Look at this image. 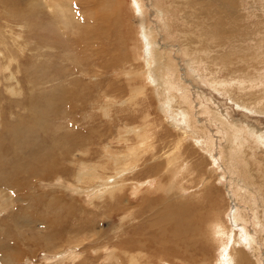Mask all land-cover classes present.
I'll use <instances>...</instances> for the list:
<instances>
[{"label": "rangeland", "instance_id": "1", "mask_svg": "<svg viewBox=\"0 0 264 264\" xmlns=\"http://www.w3.org/2000/svg\"><path fill=\"white\" fill-rule=\"evenodd\" d=\"M172 2L108 0L116 14L105 16L103 0H76L91 22L66 30L54 51L43 40L52 17L39 0H0V31L10 29L0 44L19 45L15 56L0 46V116L8 124L0 126V264H129L126 250L136 264H228L235 233V250L253 259L255 247L264 264V77L244 81L264 73V64L256 67L264 59L246 61L263 55L264 0ZM232 83L261 87L260 99L242 105L240 92L228 94ZM186 89L185 119V104V116L169 108L171 95ZM186 147L200 176L171 187Z\"/></svg>", "mask_w": 264, "mask_h": 264}, {"label": "bare ground", "instance_id": "2", "mask_svg": "<svg viewBox=\"0 0 264 264\" xmlns=\"http://www.w3.org/2000/svg\"><path fill=\"white\" fill-rule=\"evenodd\" d=\"M14 1H16V0H5V4H7V5H10V4H12ZM76 0H64V1H60V0H39V2L41 3V5L43 6V8L44 9H46V10H48L49 11V13L51 14V17H52V21H51V30H48L47 29V32H51L50 34V36L49 37H47V34H46V30L45 29H43V28H45V27H43L42 29H41V31L43 32V30H44V32H45V36L44 37H46V38H43V40L45 39L46 40V42H44V44L46 43V45L47 46H49L48 48H53V50L55 51L56 50V46H55V43L57 42V39H58V37H60V36H66V30H68V31H72V32H74V33H72V34H75L76 32H77V27H79V28H81L82 27V23L83 22H85V23H90L91 22V18H89V17H87V16H85L84 14H78L76 11H75V9H74V2H75ZM107 1L108 0H103V6H102V9L105 11L104 12V15L105 16H108V15H111V13L113 12H111L110 14L107 12V9H111L109 6H108V4H107ZM167 1V0H166ZM168 1H170V0H168ZM172 1V0H171ZM21 2V1H20ZM23 2V1H22ZM173 2H174V0H173ZM173 2H172V4H173ZM159 4V3H158ZM16 5V4H15ZM169 5V4H168ZM132 6V5H131ZM139 6H140V4H139ZM163 6V5H162ZM167 6V5H166ZM174 6V5H173ZM22 7V6H21ZM177 7H179V6H177ZM9 8V7H8ZM15 8H17V7H15ZM173 9H175V8H173ZM177 9V8H176ZM11 10V9H10ZM16 10V9H15ZM130 11H132L133 12V10L132 9H129ZM179 10V9H178ZM177 10V11H178ZM19 11V10H18ZM110 11V10H109ZM126 11H127V6H126ZM169 11V10H168ZM25 12V11H24ZM48 13V14H49ZM131 13V12H130ZM187 13V12H186ZM185 13V14H186ZM19 14H21V13H18V15ZM113 15H115L114 14V12L112 13ZM129 14V13H128ZM176 14V13H175ZM179 14H180V11H179ZM3 15V14H2ZM13 15V14H12ZM18 15L16 16V17H18ZM131 15V14H130ZM129 15V16H130ZM134 15V14H133ZM10 17H12V16H10L9 15V18ZM15 17V18H16ZM22 17H23V15H22ZM50 17V18H51ZM113 17V16H112ZM131 17V16H130ZM25 18H27V16L25 17ZM25 18L23 17V19L25 20ZM10 19H13V17L12 18H10ZM170 19H171V17H168V19H167V23L166 24H164V26H167V24L169 23V21H170ZM180 19H183V18H180ZM21 21V20H20ZM23 21V20H22ZM21 21V22H22ZM108 21H112V20H110V18L109 19H107L106 20V23H108ZM16 22H18V20L16 21ZM28 22V21H27ZM175 22V21H174ZM22 23H24V22H22ZM84 23V25H83V27H87V25ZM129 23H131V22H129ZM177 23V22H176ZM28 24V23H27ZM82 24V25H81ZM109 24V23H108ZM132 24V23H131ZM81 25V26H80ZM110 25V24H109ZM108 25V26H109ZM175 25H177V24H175ZM145 26V25H144ZM258 26V25H257ZM8 26H6L5 28H2L1 29V34H6V35H8V32H9V30L10 29H8L7 28ZM26 27V26H25ZM89 27V26H88ZM132 27H133V25H132ZM28 28V27H27ZM131 28V27H130ZM129 28V29H130ZM85 29V28H84ZM147 29V28H146ZM64 30V31H63ZM130 30H132V29H130ZM76 31V32H75ZM126 31V30H125ZM184 31V30H183ZM181 32H182V30H181ZM184 32H186V31H184ZM138 34V33H137ZM179 34H180V32H179ZM6 35H4V36H6ZM11 35V34H10ZM182 35H183V32H182ZM1 36V35H0ZM43 36V35H42ZM184 36V35H183ZM186 36V35H185ZM10 37V36H9ZM29 37V36H28ZM153 37V36H152ZM152 39V38H151ZM185 39H186V37H185ZM6 40V39H5ZM193 41H194V39H192ZM192 40H191V42H192ZM259 40H261V39H259ZM49 41L51 42V44L49 45ZM180 41V40H179ZM184 41V40H183ZM187 41V40H186ZM189 41V40H188ZM225 41V40H224ZM28 42V44H29V41H27ZM42 42V41H41ZM182 42V41H181ZM261 42H263V41H261ZM5 43V42H4ZM183 43V42H182ZM188 43V42H187ZM42 44H43V42H42ZM2 45V43L0 44V46ZM45 45V46H46ZM261 45V44H260ZM12 47V48H14L13 50H10L11 48L10 47ZM189 46V45H188ZM258 46H259V44H258ZM18 47H19V45H16V41L15 42H12V45H7V44H5V45H3V46H1V50H3L4 51V53H6L5 55L6 56H15V53H19V50H18ZM131 47V46H130ZM35 48V47H34ZM137 48V47H136ZM192 48V47H191ZM195 48V47H194ZM198 48V47H197ZM259 48V47H258ZM260 50L263 52V55H260V54H258V53H256V52H254V56L253 55H251V57H249L251 60H249V59H246V61H247V63H250V62H252V61H261V60H263L264 59V44L263 45H261L260 46ZM67 51L70 53L71 52V47L70 48H67ZM181 51V50H180ZM189 51L190 50H188V53H189ZM200 51V50H199ZM128 52H129V50H128ZM184 52V51H183ZM39 53V52H38ZM194 53V52H193ZM197 53V52H196ZM117 54V53H116ZM195 54V53H194ZM192 55V54H191ZM185 56V55H184ZM199 56V55H198ZM233 56V55H232ZM250 56V55H249ZM170 57V56H169ZM190 57V56H189ZM162 58H163V56H159V55H155V57L154 58H152L156 63H158L159 61H161V63L162 64H165V65H168V66H173V68H174V65L172 64V63H170V61H169V59H168V61H167V59H164L163 58V60H162ZM189 59V58H188ZM194 59V58H193ZM152 60V61H153ZM72 61V60H71ZM191 61V60H190ZM4 62H5V60H4ZM151 62V61H150ZM75 63H77L78 65H80V66H82L81 64H79L78 63V61H77V59H75ZM139 63V62H138ZM140 64H142V63H140ZM192 64V63H191ZM262 64H264V61H261V62H258L257 64H256V67H257V69L258 68H260V67H262V66H260V65H262ZM34 65V64H33ZM37 65V64H36ZM138 65V64H137ZM164 66V65H163ZM7 67V66H6ZM164 67H166V66H164ZM162 68V67H161ZM160 68V69H161ZM143 69V68H142ZM146 69V68H145ZM148 69H150V68H148ZM176 69H177V67H176ZM176 69H175V74H176ZM147 70V69H146ZM162 70V69H161ZM154 71V70H153ZM156 71V70H155ZM148 73V72H147ZM162 73H163V71H162ZM35 74H39V72L37 73V71H36V73ZM148 75H149V73H148ZM165 75H167L168 76V74H165ZM237 75V74H236ZM240 76V75H239ZM246 77H245V79H244V81H249V82H253V83H255V85H256V83H259L260 81H262L263 79L261 78V76H263L264 77V73H257V71H254V72H252L251 74H247V75H245ZM254 76H256L257 77V79H255V78H253ZM30 77V76H29ZM39 76H37V78H38ZM45 77V76H44ZM169 77H172V76H169ZM178 76H176V78H177ZM36 78V79H37ZM39 79V78H38ZM41 79H44L43 78V76H42V78ZM40 79V80H41ZM48 79H50V78H48ZM47 78L45 79V80H48ZM211 79H213V78H211ZM32 80H33V78H32ZM31 80V81H32ZM35 80V79H34ZM50 80H52V79H50ZM167 79H163V81H164V83H167V81H166ZM177 80H179L178 78H177ZM215 80V79H214ZM217 80V79H216ZM227 81H228V79H224V81H223V83H225V84H227ZM235 81H236V79H235ZM239 81V80H238ZM230 82V81H229ZM40 83V82H39ZM38 83V85L36 84V85H34V83H32V82H29V84H31V87L32 88H36V89H40L39 88V86H40V84ZM48 83H55L54 82V80H52L51 82L49 81ZM174 83L175 82H170L169 83V85H170V87L172 86V88H174L175 87V85H174ZM210 83V82H209ZM231 83V82H230ZM176 84H177V87H178V82H176ZM232 86H227L226 88L227 89H229V92H228V94H229V96L234 92V91H238V92H240L241 93V95H242V105L243 104H254V101H255V98L257 99H260V97H259V91H260V88L261 87H254V88H252V89H250V88H245V87H243V86H239L238 85V83L236 84V83H232L231 84ZM210 86H213L215 89H217L216 87H218V85H216V83H214V82H212L211 83V85ZM220 86V85H219ZM57 87V86H56ZM14 88L15 87H13V95L16 97V100L12 103V107L14 108V109H17V110H19L17 107H20L21 105H22V103L20 102V101H18L19 99H18V97H19V93L18 92H16V91H14ZM31 88V89H32ZM41 88H43L44 89V86H42ZM213 88V89H214ZM219 88V87H218ZM223 88V87H222ZM221 88V89H222ZM225 88V87H224ZM35 89V90H36ZM177 89V88H176ZM220 89V88H219ZM30 90V89H29ZM256 90H258V91H256ZM181 91V90H180ZM185 92H184V94H183V96L182 97H179L178 96V93L177 92H175V94L174 95H171V102L173 101V102H175L176 101V105H173L174 107H171V108H169V109H175V108H177L178 109V111H180L182 114H183V110H180L181 108H182V106L185 104V107H186V112L188 113V117H185V119L186 118H189L190 117V112H189V109H188V106H187V102H188V96H189V94H188V92H187V89L186 90H184ZM254 91H256V92H254ZM35 91H34V89H33V92L32 93H29V94H31V95H29L30 97L27 99V104H28V106H30L31 108H29L30 109V111H34V102H36V104H37V101H35L36 99H33V97H32V94L34 93ZM50 92V91H49ZM51 92H53V91H51ZM223 92V91H222ZM227 93V92H226ZM256 97H255V96ZM38 97V96H37ZM174 98H176V100H174ZM170 99V98H169ZM245 99V100H244ZM251 99H254V100H251ZM14 100V99H13ZM26 100V99H25ZM165 102H167V101H165ZM39 105V104H38ZM123 105H126V106H128V105H131L130 103H129V101H127L126 103H123ZM169 106V105H168ZM36 108H38L37 107V105H36ZM251 108H252V110L254 111V112H256V113H258V111H256V110H254V105H251ZM263 109H264V103H263ZM185 113V112H184ZM35 113L33 112V113H31L30 112V118H33L35 115H34ZM184 115V114H183ZM187 115V114H186ZM185 116V115H184ZM4 119V118H3ZM3 119H1V116H0V126H2V129H1V131L2 132H4V131H7V123L6 122H4L3 121ZM20 119H22V118H20ZM214 121H215V119H214ZM188 123L189 124H193V122H192V120H190V121H188ZM225 125V124H224ZM222 126V125H221ZM221 126H219V127H221ZM226 127H227V125H226ZM14 128H16V126L14 127V126H12V127H10V129H14ZM18 129V128H17ZM21 129V128H20ZM17 131V130H16ZM15 131V132H16ZM23 131V130H22ZM220 132H221V136H222V138H223V134H224V132H226L225 130H223L222 128L219 130ZM15 132L13 131V135H16L15 134ZM24 132V131H23ZM177 132H179V131H177ZM25 133V132H24ZM137 133V131H135V127L134 126H132L131 127V130L130 131H128L127 132V135H134V134H136ZM4 135V134H3ZM24 135V134H23ZM225 135V134H224ZM17 136V135H16ZM15 136V137H16ZM225 137V136H224ZM180 142H182V138L180 139ZM203 142H210V140H208V138L205 140H203ZM244 145V144H243ZM204 148H206L207 149V152H208V157L210 158V159H212V148L210 147V145L209 144H206V146H203ZM81 152H83V151H81ZM84 153V152H83ZM193 153H195V151H192V149H188L187 147H186V152H184L183 150H181V156L180 157H178V159L179 160H182V161H184L185 160V162H183V163H186V165L185 166H183V167H181L179 170H178V172H177V177H176V179H174V181L173 182H171V184H172V186L171 187H174V186H176V187H183V188H185L187 185L188 186H190V185H192V184H195L196 182H193L194 180L196 181V177H199L200 176V166L202 165V164H198V163H196L195 164V162L193 161V158H192V154ZM64 157V156H63ZM197 158V157H196ZM176 159H177V157H176ZM195 159V158H194ZM200 159V158H199ZM197 161V160H196ZM160 163V162H159ZM158 163V164H159ZM162 164V163H161ZM231 164V163H230ZM162 166V165H161ZM164 166V165H163ZM35 168V167H34ZM33 168V169H34ZM162 168H165V167H162ZM161 168V169H162ZM33 169H32V171H33ZM155 169V171H156V168H154ZM35 170V169H34ZM37 170V169H36ZM36 170H35V172H36ZM54 170V169H53ZM30 172V173H34V174H39V173H35V172ZM62 171H64V170H62ZM163 171V170H162ZM44 173V172H43ZM40 174H41V172H40ZM25 175V174H24ZM27 175H30V174H28V173H26V176ZM36 177V176H35ZM28 178V177H27ZM42 179V178H41ZM140 185H142V184H139V185H137V186H140ZM136 186V187H137ZM175 188H173L172 190H174ZM171 190V191H172ZM165 196V195H164ZM171 199V198H170ZM211 199V198H210ZM176 200V199H175ZM151 201V200H150ZM198 202H199V200H198ZM195 204V203H194ZM219 205V204H218ZM163 206V205H162ZM168 206V205H167ZM170 206V205H169ZM169 208V207H168ZM167 208V209H168ZM160 209V208H159ZM215 209V208H214ZM219 209V208H218ZM172 211V210H171ZM167 212V211H166ZM181 212V211H180ZM185 212V211H184ZM263 212V211H262ZM179 214V213H178ZM236 215H237V213H235ZM257 214V213H256ZM264 215V214H263ZM205 216V215H204ZM262 216V215H261ZM261 216H259V215H257L256 216V218H261ZM236 217V216H235ZM263 217V216H262ZM237 218V217H236ZM214 219V218H213ZM217 219V218H216ZM233 219V218H232ZM262 219V218H261ZM235 220V219H234ZM205 221V220H204ZM209 223V222H208ZM258 225V224H257ZM263 225V224H262ZM215 227V226H214ZM263 227V226H262ZM21 229V228H20ZM242 229H243V227H242ZM220 234V233H219ZM263 234V233H262ZM208 238H209V240H211L212 238H214V235L213 234H209L208 235ZM235 239H236V233H235V235H233L232 236V241H231V244H232V247H230V253H229V256H227V261H228V264H237V263H239V264H250V262H252V264H256L257 263V259H256V257H255V255H256V253L257 252H255L254 250L256 249L255 247H252V249H251V252H250V254L252 255V257H253V259H251L250 258V255L248 256V254H242V251H240L239 249H237V250H235V245H234V243H235ZM139 243V245H140V247L141 248H145L144 247V244H145V242L144 243H141V242H138ZM231 253H233V254H231ZM124 257H126V259L128 260V263L129 264H136V256H134L130 251H128V250H126V251H124ZM239 259V260H238ZM184 261V263H186V261L189 263V264H198L195 260L194 261H192V259H190V260H183ZM226 261V262H227Z\"/></svg>", "mask_w": 264, "mask_h": 264}]
</instances>
